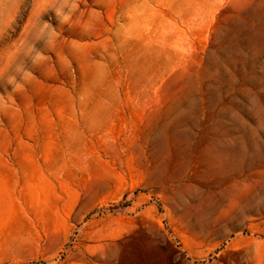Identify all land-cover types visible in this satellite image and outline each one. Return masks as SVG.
Returning <instances> with one entry per match:
<instances>
[{"label": "rangeland", "instance_id": "374dc122", "mask_svg": "<svg viewBox=\"0 0 264 264\" xmlns=\"http://www.w3.org/2000/svg\"><path fill=\"white\" fill-rule=\"evenodd\" d=\"M0 264H264V0H0Z\"/></svg>", "mask_w": 264, "mask_h": 264}]
</instances>
